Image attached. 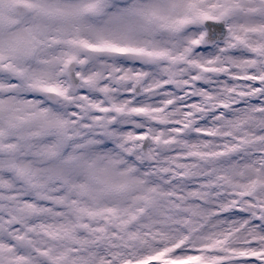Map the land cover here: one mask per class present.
<instances>
[{
	"label": "snow or ice",
	"instance_id": "snow-or-ice-1",
	"mask_svg": "<svg viewBox=\"0 0 264 264\" xmlns=\"http://www.w3.org/2000/svg\"><path fill=\"white\" fill-rule=\"evenodd\" d=\"M0 264H264V0H0Z\"/></svg>",
	"mask_w": 264,
	"mask_h": 264
}]
</instances>
